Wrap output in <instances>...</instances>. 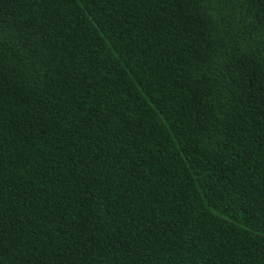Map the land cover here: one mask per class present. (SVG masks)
<instances>
[{
  "label": "trees",
  "instance_id": "trees-1",
  "mask_svg": "<svg viewBox=\"0 0 264 264\" xmlns=\"http://www.w3.org/2000/svg\"><path fill=\"white\" fill-rule=\"evenodd\" d=\"M0 264H264V0H0Z\"/></svg>",
  "mask_w": 264,
  "mask_h": 264
}]
</instances>
